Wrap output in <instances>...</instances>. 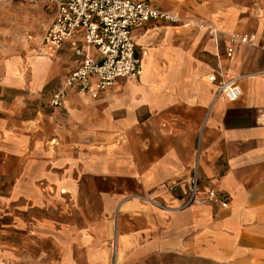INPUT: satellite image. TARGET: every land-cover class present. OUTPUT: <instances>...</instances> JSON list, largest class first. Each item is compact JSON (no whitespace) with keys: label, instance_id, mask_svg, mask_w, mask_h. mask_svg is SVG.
I'll list each match as a JSON object with an SVG mask.
<instances>
[{"label":"crops","instance_id":"0c3cea01","mask_svg":"<svg viewBox=\"0 0 264 264\" xmlns=\"http://www.w3.org/2000/svg\"><path fill=\"white\" fill-rule=\"evenodd\" d=\"M148 1L184 23L133 29L138 77L59 107L81 37L38 53L42 3L32 40L0 22V264H112L113 238L115 264H264V0ZM233 31L255 40L227 57ZM218 64L238 99L207 81Z\"/></svg>","mask_w":264,"mask_h":264},{"label":"built area","instance_id":"2783aa9c","mask_svg":"<svg viewBox=\"0 0 264 264\" xmlns=\"http://www.w3.org/2000/svg\"><path fill=\"white\" fill-rule=\"evenodd\" d=\"M41 1L46 9L53 8V18L42 34L37 52L55 56L67 39L80 36L72 42L78 65L62 80L49 99L52 107L62 106L69 89L92 98L113 85L118 78H137L141 73V61L135 54L132 31L146 22L155 20L177 25L183 17L171 10L151 4L148 0H0V4ZM205 27L217 41L218 29L210 23H197ZM32 40V34L26 35ZM229 45L226 56L233 54L235 43L252 44L253 33L233 31L228 33ZM218 74L210 73L207 81L216 88V96L229 101L241 95L240 80L244 75L229 77L218 64ZM191 198L196 190L191 187ZM206 198L225 207L227 201L214 188L207 190ZM158 206L163 205L152 201Z\"/></svg>","mask_w":264,"mask_h":264},{"label":"rangeland","instance_id":"374dc122","mask_svg":"<svg viewBox=\"0 0 264 264\" xmlns=\"http://www.w3.org/2000/svg\"><path fill=\"white\" fill-rule=\"evenodd\" d=\"M40 1H33V2H27L24 4H13L8 6L7 9H1L0 11V22L4 26H9L13 30L14 35L13 38L15 39V36L22 34V30L28 28L27 30H30L32 36L35 37L34 33H37L36 27H38V24L36 23L39 16L36 15H30L28 12H30V7H33V10L37 8L38 5H40ZM43 4V3H42ZM41 4V5H42ZM25 5V6H24ZM30 6V7H29ZM45 10L43 7H39L37 14H43ZM37 18V19H36ZM36 19V20H35ZM34 32V33H33ZM28 33H23V40H26V35ZM111 255L113 262L112 264H115V258L117 256L118 252V246L116 247V242L114 238L111 241Z\"/></svg>","mask_w":264,"mask_h":264}]
</instances>
